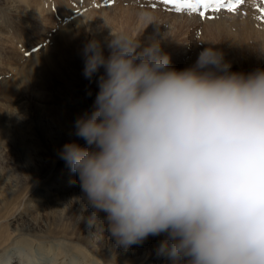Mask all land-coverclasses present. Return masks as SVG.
Masks as SVG:
<instances>
[{
  "label": "clouds",
  "instance_id": "1",
  "mask_svg": "<svg viewBox=\"0 0 264 264\" xmlns=\"http://www.w3.org/2000/svg\"><path fill=\"white\" fill-rule=\"evenodd\" d=\"M110 37L107 55L96 39L81 53L84 77L101 73L74 124L85 145L59 152L89 223L105 213L124 248L163 234L172 264H264V69L233 72L208 47L177 70L158 41Z\"/></svg>",
  "mask_w": 264,
  "mask_h": 264
},
{
  "label": "rangeland",
  "instance_id": "2",
  "mask_svg": "<svg viewBox=\"0 0 264 264\" xmlns=\"http://www.w3.org/2000/svg\"><path fill=\"white\" fill-rule=\"evenodd\" d=\"M101 1L83 0L81 5L80 0H0V117L4 126L14 128V121L18 124L13 135L16 143L1 147L4 156L0 155V171L13 179L15 167L18 181L10 184L0 174V217L16 210L20 214L18 220H0L2 241H7L0 251V255L6 252L3 261L12 258L18 264H172L168 257L157 253L163 234L149 236L142 244L128 248L118 246L103 222L106 214L100 212L103 218L89 223L87 217L93 209L83 199H73L82 198L83 193L77 175L59 152L67 142L85 145L75 136L74 124L78 116L91 110L101 74L91 79L83 75L81 53L89 40L100 41L106 55L111 32L139 36L142 47L158 41L170 57V67L177 70L192 66L208 47L223 53L233 72L264 69V56L244 52L253 47L244 48L243 28L256 26L250 6L245 8L246 16H217L205 22L170 12L156 0H115L111 7L83 12ZM76 12L78 18L63 23L62 18ZM103 13L105 18L100 16ZM109 17L112 25L105 23ZM87 23L91 29L83 30ZM257 26L264 29V24ZM219 34L238 45L227 48ZM13 198L16 200L12 202ZM18 230L24 231L21 236ZM18 240H24V245L15 244Z\"/></svg>",
  "mask_w": 264,
  "mask_h": 264
},
{
  "label": "bare ground",
  "instance_id": "3",
  "mask_svg": "<svg viewBox=\"0 0 264 264\" xmlns=\"http://www.w3.org/2000/svg\"><path fill=\"white\" fill-rule=\"evenodd\" d=\"M148 1V0H147ZM39 11H40V9H39ZM100 16H102V18H105V14L103 13L102 15H100ZM100 16H97L98 18H100ZM130 19L129 18H127V21H126V23H128V21H129ZM111 18L109 17V20L107 19V20H105V23H108L109 25H112L111 24ZM82 23H84V20H83V22ZM81 23V24H82ZM126 23H124V25H126ZM88 24V23H87ZM121 24L123 25V23L121 22ZM230 26V25H229ZM91 26H90V23L87 25V28H84L83 30H88L89 28H90ZM231 27H234V25L232 26L231 25ZM91 29V28H90ZM123 30H125V28L123 27ZM254 30V31H253ZM237 31L239 32V30L237 29ZM252 32L254 33H256V34H252ZM85 33V32H84ZM243 38H244V40L242 39V41H246L245 42V46H244V48L245 47H253L251 50H249V51H247V50H245L244 52L246 53V54H248V56H253L252 54H257V56H259V57H262V56H264V29H262L261 27H257V26H255L254 27V25L252 24V25H249V26H246V27H244L243 28ZM228 34V33H227ZM263 34V35H262ZM151 35H153L152 33H151ZM236 36H238V35H236ZM235 37V36H234ZM225 39V42H226V47L227 48H234L235 49V45L237 44V41H235V40H233V43L231 42L232 40L230 39V38H228V37H224L222 34H219V39ZM241 39H239V41H240ZM150 41H152V39L150 40ZM142 45H143V43H142ZM238 45V44H237ZM232 50V49H231ZM230 50V51H231ZM233 51V50H232ZM247 56V55H246ZM252 58V57H251ZM250 58V59H251ZM256 58H258V57H256ZM194 59H196V57H194ZM253 59V58H252ZM254 60H252V62H253ZM255 62V61H254ZM253 62V63H254ZM253 63L251 64V66L253 65ZM187 64V63H186ZM194 64V63H193ZM192 64V65H193ZM187 68V67H186ZM15 87H18V84L16 83L15 84ZM12 125H15V127L14 128H10V127H7L6 125V127L3 125V122H2V118L0 117V155H1V157H3L4 156V153L1 151V147L3 146V145H10V144H14V143H16V140H14V136L13 135H16L15 134V132L14 131H17V129H18V124H17V122L16 121H14L13 122V124ZM16 145V144H15ZM61 159H58V161H60ZM13 169H14V178L12 179L10 176H8V174L7 173H3V171H0V174H1V177L3 178V180H5V181H7V182H9L10 184H12L13 182H16V181H18V170L15 168V167H13ZM16 199L15 198H13L12 199V202L13 201H15ZM17 212H18V210H16V212H9L6 216H3V217H0V220L1 219H9V217H11V218H14L15 220L17 219L18 220V216L20 215V214H17ZM90 216H88L87 218H89ZM10 218V219H11ZM101 218H103V214H100L99 216H98V218H97V221L96 222H98V221H100V219ZM14 223V222H13ZM23 230H18V236H21L22 234H23ZM2 231L0 232V251L1 250H3V248H4V246L7 244V241H2ZM24 240H18V242H16L15 244H18V245H20V246H23L24 245ZM28 246V245H27ZM31 250V249H30ZM27 251H29V250H27ZM31 252H32V250H31ZM30 252V253H31ZM5 253L6 252H4V254H2V255H0V261H3V258L6 260V258L4 257V256H6L5 255ZM11 262V263H10ZM29 262H31V261H29ZM18 264V261H15V260H12V258L11 259H9V260H7V261H3V262H0V264ZM143 263V262H142ZM148 263V262H147ZM139 264V263H138Z\"/></svg>",
  "mask_w": 264,
  "mask_h": 264
},
{
  "label": "snow or ice",
  "instance_id": "4",
  "mask_svg": "<svg viewBox=\"0 0 264 264\" xmlns=\"http://www.w3.org/2000/svg\"><path fill=\"white\" fill-rule=\"evenodd\" d=\"M162 3L173 6L177 13L187 10L189 13H198L205 18L209 11L219 12L224 9L235 12L238 6L245 3V0H162ZM258 11L262 14L261 18H264V7H259ZM206 18L214 19L215 17Z\"/></svg>",
  "mask_w": 264,
  "mask_h": 264
}]
</instances>
